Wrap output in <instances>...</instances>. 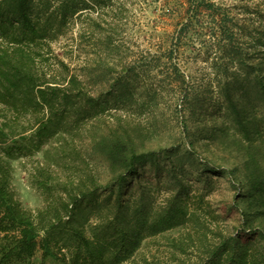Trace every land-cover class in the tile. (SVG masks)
I'll use <instances>...</instances> for the list:
<instances>
[{"label":"trees","instance_id":"obj_1","mask_svg":"<svg viewBox=\"0 0 264 264\" xmlns=\"http://www.w3.org/2000/svg\"><path fill=\"white\" fill-rule=\"evenodd\" d=\"M205 1H190L197 19ZM52 2L0 0V264H125L147 240L171 232L177 233L167 237L171 257L181 255L189 264H264V15L259 26H236L237 32L216 26L212 34H191L215 48L206 51L202 83L192 84L179 64L173 45L183 34H177L169 72L190 90L188 114L171 147L146 149L151 130L124 115L137 105L130 80L111 85L107 94L115 97L109 100L104 90L89 92L77 74L61 80L45 71V50L71 10L64 4L61 14L50 12ZM143 92L139 107L153 106L157 94ZM110 106H120L114 125L106 123ZM87 124L91 148L106 160L109 178L104 186L89 177L90 184L72 180L62 188L53 181L57 154L45 146L62 137L58 150L75 151L65 137L74 138ZM41 152L45 162H37L33 174L45 205L33 211L17 199L12 163ZM185 161L201 163L237 190L241 222L234 232L206 210L205 194H195ZM148 166L157 182L144 180ZM163 177L166 196L159 201ZM101 190L108 194L102 197ZM141 264L171 263L154 256Z\"/></svg>","mask_w":264,"mask_h":264},{"label":"rangeland","instance_id":"obj_2","mask_svg":"<svg viewBox=\"0 0 264 264\" xmlns=\"http://www.w3.org/2000/svg\"><path fill=\"white\" fill-rule=\"evenodd\" d=\"M190 1L196 0H53L50 12H59L64 4L71 10L62 29L55 33L58 35L51 38L52 49L45 50V71L61 80L68 74H77L87 83L89 92L98 96L104 90L109 100L115 97V94H107L111 85L122 78L130 80L129 86H132L137 105L128 107L124 115L143 122L151 130V136L145 141L146 149L171 147L179 137L183 117L188 114L187 94L190 92L188 86L181 85L169 72V49L177 34H183L181 41L173 45L178 49L179 64L193 78L192 84L202 83L207 80L206 51L215 48L199 41L196 35L191 39V34H212L216 26L237 32L236 26H259L264 15V0H208L215 6L209 8L208 1H205L202 18L197 19L189 10ZM72 10L77 11L72 14ZM249 12L252 17L247 15ZM56 23H60L58 18ZM200 29L201 33L197 31ZM143 90L156 93L157 101L153 106L149 103L141 109L138 102L146 101ZM116 110H120V106H110L106 112L108 125L115 124ZM1 113H5L2 107ZM91 126L87 124L75 130L77 133H72L74 138L65 137L75 151L58 150L60 142L64 141L62 137L52 139L45 146V150L57 154L53 181L60 183L62 188L69 187L72 180L90 184L89 177L96 178L99 186H104L109 178L106 160L91 148ZM37 162H45L43 152L12 163V185L17 199L33 211L45 205L43 191L34 180ZM188 162L185 161V166L190 171L195 194H205L206 210L219 214L221 227L234 232L241 222L240 210L235 206L237 190L229 179L206 173L197 161ZM164 163L163 160L161 164ZM142 174L145 181L157 182L151 167L148 166ZM161 181L159 201L166 196L164 177ZM133 189L137 190L136 183ZM107 194L101 190L102 197ZM169 236H177V233L147 240L136 258L125 264H141L144 258L152 260L154 256L171 264H189L181 255L171 257ZM41 255L42 252H38L37 258ZM192 258L197 260L195 254Z\"/></svg>","mask_w":264,"mask_h":264}]
</instances>
